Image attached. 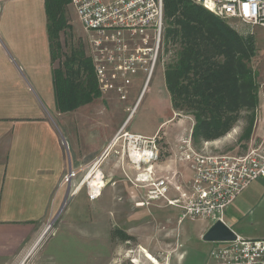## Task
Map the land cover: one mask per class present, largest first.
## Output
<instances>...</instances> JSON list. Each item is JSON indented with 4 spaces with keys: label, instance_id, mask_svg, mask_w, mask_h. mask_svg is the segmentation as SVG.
<instances>
[{
    "label": "crops",
    "instance_id": "crops-1",
    "mask_svg": "<svg viewBox=\"0 0 264 264\" xmlns=\"http://www.w3.org/2000/svg\"><path fill=\"white\" fill-rule=\"evenodd\" d=\"M55 69L45 0H0V264L41 262L39 251L49 240L44 232L59 214L89 218L87 208L92 202L86 185L80 189H76L79 181L63 185L70 170L79 171L80 180L90 170L93 176L99 171L105 185L103 196L107 191L112 196L116 186L128 195L127 176L135 179L138 172L122 157L120 147L107 151L121 130L165 140L169 158L155 164L154 178L169 176L173 187H185L193 177L190 165L179 161L185 121L179 120L181 124L160 136L164 124L177 116L174 111L170 120L149 133L129 130L130 117H124L128 106L111 101L112 92L73 112L60 113ZM173 187L171 199L178 196ZM79 203L84 210L75 211ZM87 230L69 229L72 235H86L80 238L85 246ZM36 250L38 256L32 259Z\"/></svg>",
    "mask_w": 264,
    "mask_h": 264
},
{
    "label": "rangeland",
    "instance_id": "rangeland-1",
    "mask_svg": "<svg viewBox=\"0 0 264 264\" xmlns=\"http://www.w3.org/2000/svg\"><path fill=\"white\" fill-rule=\"evenodd\" d=\"M68 20L71 29L62 35V53L54 62L56 69L63 68L64 62L74 49L82 48L88 57L90 54L88 37L72 6L68 11ZM222 20L238 34L252 35L256 39L257 53L251 67L258 76V82L261 83L264 69V28H252L237 20ZM166 28L165 23L158 65L149 78L147 79V74L144 75V73L134 77L124 102L119 100L116 92H112L110 97L111 101H119L128 106L124 117H130L128 124H130L131 132L149 133L160 123L172 118L173 110L165 85V71L177 60L179 45L165 40ZM259 96L260 105L253 131V135L256 133L254 144L240 140L246 127L247 115L243 113L240 122L227 136L217 141L194 145L196 150L204 155L241 156L250 149L264 146V92L260 90ZM175 114L177 116L174 121L164 124L161 128L163 131L160 136L163 137L164 133L181 124L179 120H184L185 129H182V133H185V139L189 138L192 122L194 124L193 118ZM159 143L160 161L166 162L169 158V146L164 139ZM179 169L182 172L183 167ZM76 181L80 183V178ZM133 182L135 179H132V182L128 181V195L120 191L118 186L113 188L112 196L109 191L104 192V196L102 193L100 198L87 208L89 218H82V215H80L81 218H65L64 214L62 217L59 214L57 218H52L47 224L48 227L46 226L49 240L39 251L41 262L25 264H153L149 258L145 257L143 250L147 251L159 264H213L209 256L215 244L204 242L202 239L213 222L188 219L179 223L180 211L166 207L165 203H159L157 207L155 205L137 207L139 200L145 199V190H138ZM80 205V203L77 207L74 205V210H84ZM224 221L244 239H264L263 179L255 181L227 209ZM71 228H79L84 232L89 229L86 246L85 239H83L85 242L80 239L86 238V235H72L69 231ZM57 231H59L58 234H56ZM117 231L126 233L134 240L122 241L117 237L118 235H114ZM37 253L38 250L31 258L35 259L38 256ZM86 256L88 262H86Z\"/></svg>",
    "mask_w": 264,
    "mask_h": 264
},
{
    "label": "built area",
    "instance_id": "built-area-1",
    "mask_svg": "<svg viewBox=\"0 0 264 264\" xmlns=\"http://www.w3.org/2000/svg\"><path fill=\"white\" fill-rule=\"evenodd\" d=\"M193 1L221 19L264 28V0ZM71 6L88 37L89 58L101 94L116 92L121 102L126 101L133 78L144 73L148 79L158 65L165 27L163 0H71ZM262 78L259 92H264V69ZM116 147L138 172L135 187L145 190V199L137 207L165 203L180 211L179 223L188 219L224 222L225 212L241 194L255 181L264 180V146L241 156L204 155L194 147L191 133L179 143V161L189 164L193 171L185 187H173L169 176L154 178V166L161 158L158 136L149 138L121 130L107 151ZM91 172L76 189L85 184L88 198L94 202L103 189L96 193ZM79 175V171L70 170L63 185H72ZM172 187L178 193L174 199L169 197ZM209 257L213 264H264V239L238 236L234 242L215 244Z\"/></svg>",
    "mask_w": 264,
    "mask_h": 264
},
{
    "label": "trees",
    "instance_id": "trees-1",
    "mask_svg": "<svg viewBox=\"0 0 264 264\" xmlns=\"http://www.w3.org/2000/svg\"><path fill=\"white\" fill-rule=\"evenodd\" d=\"M53 63L62 53L61 38L71 29V0H45ZM165 40L179 45L177 60L165 71L175 113L194 120V145L227 136L246 113L242 141L250 143L260 105L259 82L251 63L257 53L252 35L238 34L193 0H163ZM57 109L70 113L102 96L91 59L74 49L54 70ZM122 241L134 240L116 232Z\"/></svg>",
    "mask_w": 264,
    "mask_h": 264
},
{
    "label": "water",
    "instance_id": "water-1",
    "mask_svg": "<svg viewBox=\"0 0 264 264\" xmlns=\"http://www.w3.org/2000/svg\"><path fill=\"white\" fill-rule=\"evenodd\" d=\"M237 238L238 235L221 220L214 223L202 237L204 242L213 244L234 242Z\"/></svg>",
    "mask_w": 264,
    "mask_h": 264
},
{
    "label": "bare ground",
    "instance_id": "bare-ground-1",
    "mask_svg": "<svg viewBox=\"0 0 264 264\" xmlns=\"http://www.w3.org/2000/svg\"><path fill=\"white\" fill-rule=\"evenodd\" d=\"M94 189H95V191H96V193L97 192H99V190H101V189H104L105 188V185H104V182H103V179H102V175H101V173L99 172V171H96V173H95V177H94ZM47 231L48 230H46L45 232H44V236L43 237H45L46 235H47ZM42 237V238H43ZM38 248V247H37ZM33 252V251H32ZM144 254H145V257H147V258H149V260L151 261V262H153V264H159V262L158 261H156L153 257H151V255L147 252V251H145V250H143L142 251ZM31 255V254H30ZM29 256V255H28ZM24 261V260H23ZM156 262V263H155ZM158 262V263H157ZM23 263V262H22Z\"/></svg>",
    "mask_w": 264,
    "mask_h": 264
}]
</instances>
